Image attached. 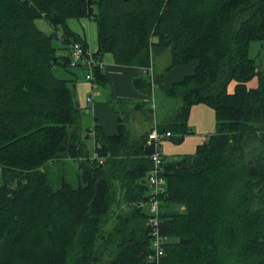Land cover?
<instances>
[{
    "label": "trees",
    "instance_id": "trees-1",
    "mask_svg": "<svg viewBox=\"0 0 264 264\" xmlns=\"http://www.w3.org/2000/svg\"><path fill=\"white\" fill-rule=\"evenodd\" d=\"M84 17L98 25L95 56L143 68L136 85L145 94L152 49L171 53L166 71L199 63L162 94L167 112L140 138L129 109L112 100L119 134L88 125L74 85L54 72L70 68L74 43L88 48L66 23ZM40 19L65 33L42 32ZM253 42L264 43V0H0V264H264V70ZM95 77L104 82L102 69ZM201 104L215 111L216 131L195 154L164 157L167 241L156 260L140 205L150 196L149 135L156 127L182 143Z\"/></svg>",
    "mask_w": 264,
    "mask_h": 264
},
{
    "label": "crops",
    "instance_id": "crops-1",
    "mask_svg": "<svg viewBox=\"0 0 264 264\" xmlns=\"http://www.w3.org/2000/svg\"><path fill=\"white\" fill-rule=\"evenodd\" d=\"M38 22L39 20L37 23ZM72 33L83 41L88 49L92 50L93 47L90 42V34L88 35L85 30L82 34L81 32ZM98 51L99 31L98 48L96 47V49H94V54H97ZM58 55L63 59L69 58L70 50L66 49L61 43ZM102 59L104 62V67L102 69L104 82L98 84L96 89H93L90 82L87 81V76L85 79L77 78L74 86L76 100L80 107L88 111L86 117L88 125L91 124L92 126L97 124L108 136L118 135L120 129V117L110 105L109 101L112 100L116 104L128 108L130 112L129 125L132 128L133 135L139 138L154 126L151 120L153 115H151L152 113L150 112L152 106H155L157 111H159V109L163 110L164 103L162 94L169 92L176 83L194 74L199 64L198 61H193L188 66H177L170 71H166L172 62L171 53L165 48L152 49L151 61L153 70L150 71V79L153 92L149 95L143 93L136 85L137 81L146 77V71H144L143 68L120 65L116 62L112 53L103 55ZM260 66L264 70V43L261 45ZM236 86V82L230 85V94H234ZM248 86L250 88H255L257 86L256 80L252 81ZM89 98H92L93 102H89ZM156 118L158 121V115ZM190 124L197 132V135L190 137V141L194 142L196 145L195 151L193 153H184L179 150V148H169L166 153H162L165 159L175 160L180 157L195 154L198 146L204 144L208 140V137L215 133L217 125L216 113L207 105H196L191 110L189 125Z\"/></svg>",
    "mask_w": 264,
    "mask_h": 264
},
{
    "label": "built area",
    "instance_id": "built-area-1",
    "mask_svg": "<svg viewBox=\"0 0 264 264\" xmlns=\"http://www.w3.org/2000/svg\"><path fill=\"white\" fill-rule=\"evenodd\" d=\"M83 66L87 70V81L90 82L93 89H96L98 83L95 77V70L103 69L104 62L99 59L88 48H85L82 43L76 42L71 47V66ZM153 69H151L152 71ZM89 102H93L92 98L88 99ZM172 134L160 133L155 127L149 135L148 145L153 148L151 154V161L153 163V169L149 173L148 185L150 188L149 201L142 203L141 208H147L149 211V224L154 228V248L155 259L160 260L165 255V245L167 237L162 236L159 232L161 223L160 219V203L159 197L166 192L167 181L163 175L164 155L162 154L160 147L161 143L170 139Z\"/></svg>",
    "mask_w": 264,
    "mask_h": 264
},
{
    "label": "rangeland",
    "instance_id": "rangeland-1",
    "mask_svg": "<svg viewBox=\"0 0 264 264\" xmlns=\"http://www.w3.org/2000/svg\"><path fill=\"white\" fill-rule=\"evenodd\" d=\"M66 23L68 25V29H70L72 32H76V33L81 32V34H82L83 31L85 30L88 35L90 34V37H91L90 42L92 44V47L94 49H96V47L98 48V25H97L96 21H94V19L89 18V17H86V18L84 17V18H79V19L78 18H69ZM37 24H38L39 28L48 35L54 34L55 31L59 35H63L65 33V30H66L64 26H60L56 30L45 19H40ZM46 31H48V32H46ZM56 44H57V48L59 49L61 47V43L57 42ZM261 45H262V43H260V42H253L252 45L250 46L251 57L255 58L259 62H260ZM93 48L91 51H93V53H94ZM54 72L58 78H60L61 80L69 81L74 86H75V82H76L77 78L85 79V77L87 76V70L83 66H80V65L75 66V67L70 66L69 69H66L65 67H63L59 64V65L55 66ZM168 104H167V108L169 107V109H170L171 106ZM165 112H167V111L159 109V111L157 112L158 119L161 120L163 118ZM152 121H153L152 124L155 126V124L157 123V118L154 117ZM138 122H139V119H138ZM189 130H190V132L186 136L185 140L180 144L176 143L173 139H167L166 141L162 142L161 148H160L161 152L166 153L169 148H173V149L179 148V150L183 151L184 153H193L195 151L196 145L194 144V142L190 141V137L197 135V132L191 127V124L189 125ZM208 139H209V137H208ZM88 143H89L90 151H93V141H88ZM66 164H67V167L65 166L67 168L66 173H68L69 175L75 176L79 172V167L77 164H75L73 162H68ZM63 167L64 166H62V168ZM58 173H59V171H58ZM53 174L54 175L52 176L53 177L52 179L54 180L56 178L55 175L57 174V172H54V170H53Z\"/></svg>",
    "mask_w": 264,
    "mask_h": 264
},
{
    "label": "water",
    "instance_id": "water-1",
    "mask_svg": "<svg viewBox=\"0 0 264 264\" xmlns=\"http://www.w3.org/2000/svg\"><path fill=\"white\" fill-rule=\"evenodd\" d=\"M57 61V60H56Z\"/></svg>",
    "mask_w": 264,
    "mask_h": 264
}]
</instances>
